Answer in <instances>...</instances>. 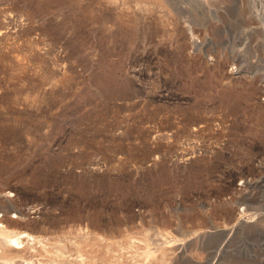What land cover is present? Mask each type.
I'll list each match as a JSON object with an SVG mask.
<instances>
[{
	"label": "rangeland",
	"instance_id": "rangeland-1",
	"mask_svg": "<svg viewBox=\"0 0 264 264\" xmlns=\"http://www.w3.org/2000/svg\"><path fill=\"white\" fill-rule=\"evenodd\" d=\"M0 209L39 262L264 264V0H0Z\"/></svg>",
	"mask_w": 264,
	"mask_h": 264
},
{
	"label": "bare ground",
	"instance_id": "bare-ground-1",
	"mask_svg": "<svg viewBox=\"0 0 264 264\" xmlns=\"http://www.w3.org/2000/svg\"><path fill=\"white\" fill-rule=\"evenodd\" d=\"M10 211L11 209L0 211V264H53L50 260L39 262L37 259L39 252L47 244L46 238L24 231L9 230V227L14 223L8 216ZM13 212L20 214L16 210ZM86 243L83 247L75 243L73 255H66V249L59 245L60 247L58 246L56 249L60 252L59 256L63 259V264H118L116 258L107 260L108 257L107 259L94 257L92 248L89 247L90 241L89 244ZM70 257L73 258L71 261ZM122 261L125 264H132L131 260L124 261L122 259Z\"/></svg>",
	"mask_w": 264,
	"mask_h": 264
}]
</instances>
